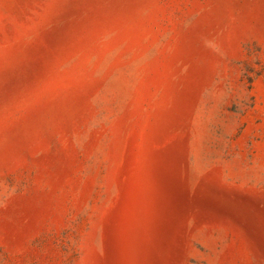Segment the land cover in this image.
<instances>
[{"label":"rangeland","instance_id":"rangeland-1","mask_svg":"<svg viewBox=\"0 0 264 264\" xmlns=\"http://www.w3.org/2000/svg\"><path fill=\"white\" fill-rule=\"evenodd\" d=\"M0 264H264V0H0Z\"/></svg>","mask_w":264,"mask_h":264}]
</instances>
